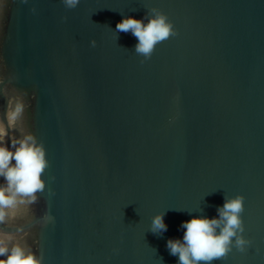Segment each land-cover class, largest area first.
Instances as JSON below:
<instances>
[{"label":"water","instance_id":"95a60500","mask_svg":"<svg viewBox=\"0 0 264 264\" xmlns=\"http://www.w3.org/2000/svg\"><path fill=\"white\" fill-rule=\"evenodd\" d=\"M152 7L178 34L141 63L113 30ZM17 91L55 195L0 229L22 227L44 264H177L181 223L238 194L253 243L213 264H264V0H0V112Z\"/></svg>","mask_w":264,"mask_h":264},{"label":"clouds","instance_id":"9594fccd","mask_svg":"<svg viewBox=\"0 0 264 264\" xmlns=\"http://www.w3.org/2000/svg\"><path fill=\"white\" fill-rule=\"evenodd\" d=\"M62 3L67 9H74L81 0H62ZM31 10L37 12L35 7ZM67 19V16L62 17L64 21ZM113 31L117 34L130 32L137 38L134 51L143 57L141 63L152 57L159 43L178 34L174 22L157 7L150 8L141 18L125 16ZM96 44L93 39L91 46ZM26 96V92L19 91L14 96H7L6 109L0 112V225H7L22 211L37 205L41 193L46 190L55 195L48 188L49 181H54L55 177L46 175L50 166L47 147L25 124ZM245 199L243 194L225 195L216 216L193 215L190 220L183 221L180 225L184 230L182 238H169L166 243L169 253L178 257L177 264H213L233 249L246 252L253 242L244 234ZM165 215L162 211L152 218L150 229L154 234L162 235L167 231ZM54 219L46 212L39 223L47 224ZM23 232L22 227H17L14 232L0 229V264H44L39 249L23 239Z\"/></svg>","mask_w":264,"mask_h":264}]
</instances>
